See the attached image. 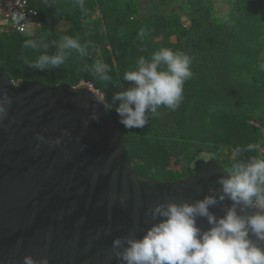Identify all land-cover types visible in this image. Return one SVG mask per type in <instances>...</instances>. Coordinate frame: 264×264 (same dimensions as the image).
Segmentation results:
<instances>
[{
	"label": "trees",
	"instance_id": "obj_1",
	"mask_svg": "<svg viewBox=\"0 0 264 264\" xmlns=\"http://www.w3.org/2000/svg\"><path fill=\"white\" fill-rule=\"evenodd\" d=\"M30 2L40 12L39 27L0 34V67L15 82H89L110 100L140 56L168 47L192 58L193 75L175 111L161 107L144 128L133 129L119 123L115 110L109 113L142 175L179 180L198 160L214 158L226 169L234 158L264 155V71L258 68L264 0H85L86 13L75 0ZM62 35H78L89 55L72 51L59 68L43 72L25 63L42 52L24 48L25 40L48 43L51 54ZM97 59L108 65L111 82L91 75ZM249 143L257 145L255 152L234 156Z\"/></svg>",
	"mask_w": 264,
	"mask_h": 264
},
{
	"label": "water",
	"instance_id": "obj_2",
	"mask_svg": "<svg viewBox=\"0 0 264 264\" xmlns=\"http://www.w3.org/2000/svg\"><path fill=\"white\" fill-rule=\"evenodd\" d=\"M4 90L13 103L0 123V264H23L26 255L47 256L49 264H119L113 240L133 227L142 236L152 223L150 208L201 199L227 175L214 158L198 160L179 180L142 175L88 85L15 82L0 67ZM37 134L61 143L40 142ZM230 204L211 210L222 216ZM197 222L209 227L206 218Z\"/></svg>",
	"mask_w": 264,
	"mask_h": 264
},
{
	"label": "clouds",
	"instance_id": "obj_3",
	"mask_svg": "<svg viewBox=\"0 0 264 264\" xmlns=\"http://www.w3.org/2000/svg\"><path fill=\"white\" fill-rule=\"evenodd\" d=\"M75 3L82 13L87 12L85 0ZM137 36L143 40L145 29L141 28ZM88 46L80 42L78 35H62L55 51L49 54L48 43L28 39L24 48L42 52L25 63L41 72L56 69L72 51L87 57ZM191 64L192 58L183 51L160 47L150 57L140 56L134 67L124 72V83L116 85L119 91L110 100L99 91L95 103L105 112L115 110L124 128H144L161 107L175 111L180 106L185 82L193 75ZM258 68L264 71V62ZM90 72L94 79L112 81L108 65L100 59L91 65ZM12 103L13 98L5 90L0 92V123L8 117ZM91 119L98 120L99 113L93 110ZM36 139L53 146L61 143V137L48 139L43 134H37ZM256 150L257 145L249 143L238 146L234 156ZM224 172L227 175L218 177V187L210 188L201 199L155 204L149 210L151 226L142 236L133 227L127 235L116 237L111 252L119 264H264V155L234 158ZM226 200L231 204L225 206L224 215L217 216L212 206ZM198 218H206L209 227L199 226ZM23 264H49V258L37 260L26 255Z\"/></svg>",
	"mask_w": 264,
	"mask_h": 264
},
{
	"label": "built area",
	"instance_id": "obj_4",
	"mask_svg": "<svg viewBox=\"0 0 264 264\" xmlns=\"http://www.w3.org/2000/svg\"><path fill=\"white\" fill-rule=\"evenodd\" d=\"M40 24V12L30 0H0V34H27ZM87 85L100 93L91 83Z\"/></svg>",
	"mask_w": 264,
	"mask_h": 264
},
{
	"label": "rangeland",
	"instance_id": "obj_5",
	"mask_svg": "<svg viewBox=\"0 0 264 264\" xmlns=\"http://www.w3.org/2000/svg\"><path fill=\"white\" fill-rule=\"evenodd\" d=\"M263 57H264V54H263ZM102 95V94H101Z\"/></svg>",
	"mask_w": 264,
	"mask_h": 264
}]
</instances>
